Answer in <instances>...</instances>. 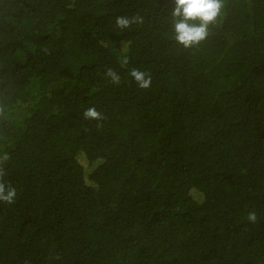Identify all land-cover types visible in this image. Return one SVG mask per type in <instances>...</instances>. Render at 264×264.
<instances>
[{
  "label": "trees",
  "instance_id": "1",
  "mask_svg": "<svg viewBox=\"0 0 264 264\" xmlns=\"http://www.w3.org/2000/svg\"><path fill=\"white\" fill-rule=\"evenodd\" d=\"M223 2L184 48L172 0H0V264H264V0Z\"/></svg>",
  "mask_w": 264,
  "mask_h": 264
},
{
  "label": "clouds",
  "instance_id": "2",
  "mask_svg": "<svg viewBox=\"0 0 264 264\" xmlns=\"http://www.w3.org/2000/svg\"><path fill=\"white\" fill-rule=\"evenodd\" d=\"M174 7L171 11L173 18L174 39L184 48H192L199 45L209 37L210 25H214L218 18L223 15L225 4L223 0H172ZM117 23L121 27H127V18H118ZM108 75L113 81L118 82L119 76L109 70ZM132 75L139 86L146 88L150 85L151 79L145 73L134 70ZM89 117H97L99 113L90 108L85 113ZM17 196L14 187L0 183V200L13 202ZM249 219L255 220V215H250Z\"/></svg>",
  "mask_w": 264,
  "mask_h": 264
}]
</instances>
